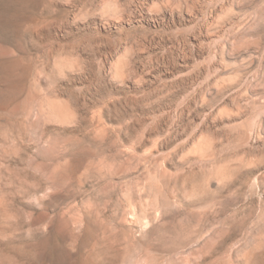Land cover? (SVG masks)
<instances>
[{
    "label": "rangeland",
    "instance_id": "rangeland-1",
    "mask_svg": "<svg viewBox=\"0 0 264 264\" xmlns=\"http://www.w3.org/2000/svg\"><path fill=\"white\" fill-rule=\"evenodd\" d=\"M0 264H264V0H0Z\"/></svg>",
    "mask_w": 264,
    "mask_h": 264
},
{
    "label": "clouds",
    "instance_id": "clouds-1",
    "mask_svg": "<svg viewBox=\"0 0 264 264\" xmlns=\"http://www.w3.org/2000/svg\"><path fill=\"white\" fill-rule=\"evenodd\" d=\"M155 7H159V5H156ZM176 7H179V5H176ZM113 11L116 12V15H114V19H116L117 21H119L121 19L119 12L122 11V9H117V7L115 5H106L104 10H103V14L104 15H110ZM116 81H118L119 84L123 85L125 77L122 75H118L117 77L114 78Z\"/></svg>",
    "mask_w": 264,
    "mask_h": 264
}]
</instances>
